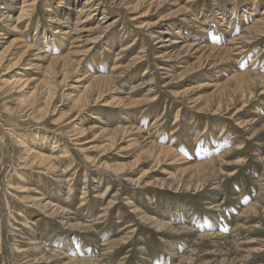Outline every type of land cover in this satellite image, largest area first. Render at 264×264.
<instances>
[{
	"label": "rangeland",
	"instance_id": "rangeland-1",
	"mask_svg": "<svg viewBox=\"0 0 264 264\" xmlns=\"http://www.w3.org/2000/svg\"><path fill=\"white\" fill-rule=\"evenodd\" d=\"M29 1L0 0V54L17 41L0 61V264H264V32L229 43L254 30L264 0ZM162 32L185 41L175 50L229 52L166 62ZM50 57H68L66 80L47 76ZM100 76L104 98L74 107ZM141 133L175 152L157 161ZM211 160L210 176L190 168Z\"/></svg>",
	"mask_w": 264,
	"mask_h": 264
},
{
	"label": "bare ground",
	"instance_id": "bare-ground-1",
	"mask_svg": "<svg viewBox=\"0 0 264 264\" xmlns=\"http://www.w3.org/2000/svg\"><path fill=\"white\" fill-rule=\"evenodd\" d=\"M31 1V0H30ZM29 1V2H30ZM33 1V0H32ZM140 2L143 1V0H139ZM36 2V0H35ZM35 2L32 3V6L35 5ZM139 2V3H140ZM257 2V1H256ZM24 3V2H23ZM91 3V2H90ZM138 3V4H139ZM26 4V3H25ZM24 4V6H25ZM28 4V3H27ZM26 4V5H27ZM37 5V4H36ZM29 6V5H28ZM139 6V5H138ZM27 8V6H26ZM29 10V8H27ZM26 9V10H27ZM85 10V9H84ZM87 10H90L89 8ZM87 10H85L87 12ZM24 11V10H23ZM83 12V11H82ZM25 13V12H24ZM263 14V13H262ZM31 15V14H30ZM92 15V14H90ZM88 16V15H87ZM2 17V16H1ZM0 17V18H1ZM69 17V16H68ZM82 17V16H81ZM11 17H4L3 19L1 20H7V21H10ZM21 18V17H20ZM27 18V17H26ZM22 19V18H21ZM264 17H261L259 20L260 22L256 21L255 24L253 25V28L254 30L251 31V28L252 27H248L246 28L245 32L247 33L248 36H240V37H237V38H234L233 40H231L229 43H236V46H234L233 50H238V49H241L244 42H247L249 41L248 39L252 38L253 35L251 34H262L264 32V24H262L261 22L263 21ZM79 20V19H78ZM262 20V21H261ZM18 21V20H17ZM20 21V20H19ZM18 21V22H19ZM58 21H61V20H58ZM105 22V21H104ZM83 23H84V20H83ZM261 23V24H259ZM60 24V23H59ZM69 26V25H68ZM211 26V25H210ZM263 26V27H262ZM196 28V27H195ZM63 29V28H62ZM76 30V28H75ZM61 30L58 28L56 33H60ZM179 32V30H178ZM178 32L176 33L178 35ZM165 32H162V35H159L156 37L157 40V43H159V47L162 48V51L159 52V58L165 60L166 62H172L174 59H185V57L188 55V54H191V55H195V58L196 59H199V60H203L205 62H203L201 65H204V64H209L211 62H214L216 59H209L210 56L212 55L213 52L217 53V54H228V50L227 49H222L220 47H217V46H212V45H204V44H200L197 40H195V42L193 41V43L191 44H184V46L180 47L178 50H175L176 48H178L177 46L179 45L178 43H182V42H185L184 40L181 41L179 40L180 37H176V38H173L172 40L169 39V38H164L163 35H164ZM181 34V33H179ZM85 35V34H84ZM182 35V34H181ZM195 35V34H194ZM161 36V37H160ZM193 36V35H192ZM183 37H188V35H183ZM199 38V37H197ZM76 39V38H75ZM81 39V38H80ZM79 39V40H80ZM202 39V38H201ZM83 40V39H82ZM171 41V42H169ZM206 41V40H205ZM17 41H12L11 44L5 49L4 52H2L0 54V61L3 62L4 60V56H5V52L7 53L8 50L14 45V43H16ZM168 42V43H166ZM209 42V41H207ZM127 49V48H126ZM242 50V49H241ZM26 53V51H25ZM45 57V56H44ZM49 58V57H48ZM41 59V58H39ZM51 59V63L49 64V66L46 68V74L47 76L49 75H52V74H57V73H60L59 71L63 72V80H66L68 75L73 71L72 67L70 66V62H69V59L68 57H65L63 59V63L59 62L58 64V67L56 65V62H58L59 59L55 58V57H50ZM116 61V60H115ZM31 64V63H30ZM131 65V64H130ZM119 67V66H118ZM194 68V67H193ZM247 73L245 74H241L240 76H238L239 78H242L244 79L245 77H251V74H254L255 76L256 73L253 71V73L251 71H246ZM123 75V74H122ZM264 76V75H263ZM62 80V81H63ZM44 81H46V85L48 86L46 89L48 90L47 91V100H46V103L45 105L48 106V104H50V100L52 99L53 97V94H54V91H51V86H50V80H47L45 79ZM77 81H82V80H77ZM228 81V80H227ZM227 81H224L222 83H216V84H213L216 86V88H223L226 86V84L229 82ZM19 81H15L14 83H17ZM103 82H108V77H103V76H100V77H95L93 78L92 80V83H90L89 86H87L85 88V92L81 95H79L78 97H76V99L74 100V107H82V106H85L89 103H87L86 101L89 100L88 97V94L89 93L90 95L92 93H97L98 96L94 99L95 100V103L96 102H100L101 99L104 98V93L105 91L107 90H110L111 89V85L109 87L106 88H103V87H98V84L100 83H103ZM147 82V81H146ZM227 82V83H226ZM226 83V84H225ZM135 88V86H133ZM133 89V88H131ZM234 92V91H233ZM34 97V92L31 94L30 98H33ZM92 101V100H91ZM110 103L109 102H106V104L104 105H109ZM45 106V107H46ZM44 107V108H45ZM111 107V106H110ZM31 109V108H30ZM43 109V108H41ZM85 109V108H84ZM83 110V109H82ZM211 109H209L210 111ZM217 110H220V109H217ZM43 112L45 111V109L42 110ZM75 111V110H74ZM177 116V115H176ZM179 117V115H178ZM177 120V119H176ZM209 126V125H208ZM134 130H135V133L139 132L140 130L135 128V127H132ZM107 130V129H106ZM116 130V131H115ZM109 131H113L112 133H110L109 135V140H110V144H111V147H113L117 141H116V138L114 137V134L120 130H117L116 128L114 130H107V132ZM142 131V130H141ZM142 134V133H141ZM151 134V133H150ZM141 137L144 138V140H147L146 143L144 144V147H146V151L150 154V156H154L156 158V160L158 161L160 156L162 154H170L172 152H175L174 149H172L171 147H167V146H164V145H161V146H158L159 144L157 142L152 141V136L149 137H146L144 134L141 135ZM120 140V138L118 139V141ZM142 141V140H141ZM143 143V142H142ZM56 151V150H55ZM21 152L25 155H30L32 154L33 152H36L34 151L33 149H30L27 145H24L23 144V147L21 149ZM54 153V152H53ZM24 155V156H25ZM36 159L34 160H37L38 162H40L41 165H45L48 167V169L50 170H54L55 169V163H54V160L57 158L56 155H46V154H43V153H38L36 154ZM222 156V155H221ZM26 157V156H25ZM221 158V157H220ZM35 162V161H34ZM213 162H215L214 160H211V161H201L197 164H193L192 166H190V168H192L194 170L193 173H195L196 175H199L200 177H206V176H210L212 175L213 173H215V169L213 168ZM209 178V177H208ZM192 182V181H191ZM45 208H47L48 210H51L53 213H57L58 212V207L54 206L52 203H46L44 205ZM138 211V209H136ZM135 212V211H134ZM141 219H145V221L147 222H156L157 224H161L160 226L162 225H166L167 227L169 226V228L171 230H174V231H182V230H190L189 228H187V225L186 226H180V227H177V226H174L173 223H169V222H164V221H161V220H156L154 218H150L149 216H145V215H142ZM154 219V220H153ZM175 223V222H174ZM71 227V226H70ZM115 241V240H114ZM121 241H116L115 244H119L121 243ZM127 242V241H126ZM107 257V256H106ZM83 259V258H82ZM88 259V258H87ZM98 262V261H97ZM70 264H95V261L93 260H77V259H70Z\"/></svg>",
	"mask_w": 264,
	"mask_h": 264
}]
</instances>
